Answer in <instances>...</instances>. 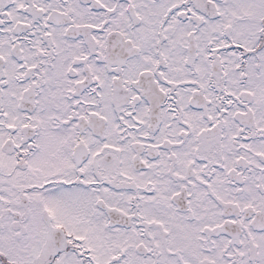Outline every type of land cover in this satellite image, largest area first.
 I'll return each mask as SVG.
<instances>
[{"label":"snow or ice","instance_id":"snow-or-ice-1","mask_svg":"<svg viewBox=\"0 0 264 264\" xmlns=\"http://www.w3.org/2000/svg\"><path fill=\"white\" fill-rule=\"evenodd\" d=\"M0 264H264V0H0Z\"/></svg>","mask_w":264,"mask_h":264}]
</instances>
